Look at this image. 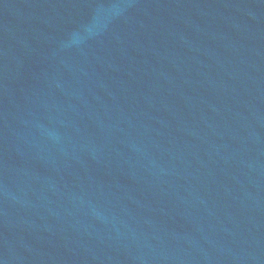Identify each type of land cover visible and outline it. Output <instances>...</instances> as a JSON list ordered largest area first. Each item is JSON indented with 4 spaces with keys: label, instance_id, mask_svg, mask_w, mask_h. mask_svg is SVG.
<instances>
[{
    "label": "water",
    "instance_id": "water-1",
    "mask_svg": "<svg viewBox=\"0 0 264 264\" xmlns=\"http://www.w3.org/2000/svg\"><path fill=\"white\" fill-rule=\"evenodd\" d=\"M0 264H264V0H0Z\"/></svg>",
    "mask_w": 264,
    "mask_h": 264
}]
</instances>
